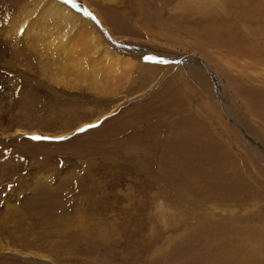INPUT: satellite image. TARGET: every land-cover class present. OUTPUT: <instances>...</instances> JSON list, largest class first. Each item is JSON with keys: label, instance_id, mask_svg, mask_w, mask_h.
I'll return each mask as SVG.
<instances>
[{"label": "rangeland", "instance_id": "1", "mask_svg": "<svg viewBox=\"0 0 264 264\" xmlns=\"http://www.w3.org/2000/svg\"><path fill=\"white\" fill-rule=\"evenodd\" d=\"M9 1L0 264H264V0H62L46 20ZM40 21L140 58L71 55Z\"/></svg>", "mask_w": 264, "mask_h": 264}, {"label": "bare ground", "instance_id": "2", "mask_svg": "<svg viewBox=\"0 0 264 264\" xmlns=\"http://www.w3.org/2000/svg\"><path fill=\"white\" fill-rule=\"evenodd\" d=\"M58 1L57 0H30V5L27 6L26 8L32 7L34 9L35 13L36 12H45L46 13L45 20L49 19L48 16L50 14L49 13L50 9H52L53 11H58V12L64 11L67 15L71 14L70 13V9H67V5L65 6L61 2L62 0H58ZM5 2H10V1L9 0H5ZM11 2H12V0H11ZM19 13H20L19 18H20V20L24 21L23 25H25V23H27V17L23 16L21 14L20 9H19ZM17 14H18V12L16 13V15ZM14 16H15V14H14ZM15 17H14V19H15ZM16 20H17V18H16ZM10 21L13 22V20H10ZM31 22H33L35 24L34 18L29 23H31ZM85 23H86V21H85ZM10 27H12V26L10 25ZM15 27H17V26H15ZM44 27H45L44 21H40L39 25L35 27L36 30L34 32V34H35L34 39H36L38 41L39 40L52 41V46L51 47L64 48L71 55L78 54V53H80L83 50H89L90 49L93 52L92 56H93V60H94L95 63H96V61H99V64H103V65H132V64H134L135 61H138L139 58H140V57H138L139 55L137 54V52H138L137 48H135V47H137V45L132 44V43L128 44V46H127V48L125 50L126 54H120L118 52L117 53H113L108 48H105V47L99 46L97 48V44L95 43V40L92 37L94 33L89 32L87 34H75L73 32H68V33H63V34H56L55 32H48ZM15 29H12V30H15ZM21 29L22 28H20V30ZM24 31H26V29ZM86 32H87V30H86ZM92 32H93V30H92ZM6 34L4 35V38H5V36H8ZM9 36H11V35H9ZM121 44L123 45V42ZM106 47H108V46L106 45ZM140 47H141V45H140ZM143 47H144V45H143ZM119 54L121 56H119ZM185 56H186L187 68L193 73L194 79L197 81V83L200 84L201 87L203 86V87L207 88L206 85L209 84L208 83L209 82L208 81L209 78L206 75V72H205L206 69L204 70V67L202 66L204 61L202 60L203 62H201L200 58L195 57V56H187V55H185ZM110 73L112 74V76L114 78H116V75L118 74L116 66L112 70L107 69L105 75L109 76ZM213 85H215V84H213ZM219 87H221V86H218V88ZM215 88H216V86H215ZM215 88H213V90ZM218 93H219V91H218Z\"/></svg>", "mask_w": 264, "mask_h": 264}, {"label": "snow or ice", "instance_id": "3", "mask_svg": "<svg viewBox=\"0 0 264 264\" xmlns=\"http://www.w3.org/2000/svg\"><path fill=\"white\" fill-rule=\"evenodd\" d=\"M87 14V13H86ZM89 127H94V125H90ZM32 139L40 140V139H51L49 137H40V136H33ZM57 139H65V137H59Z\"/></svg>", "mask_w": 264, "mask_h": 264}]
</instances>
